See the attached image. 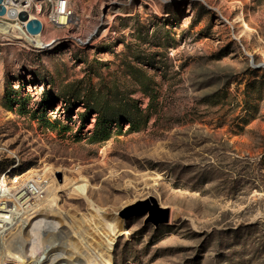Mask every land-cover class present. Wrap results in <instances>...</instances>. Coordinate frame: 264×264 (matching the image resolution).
<instances>
[{
    "label": "rangeland",
    "instance_id": "obj_1",
    "mask_svg": "<svg viewBox=\"0 0 264 264\" xmlns=\"http://www.w3.org/2000/svg\"><path fill=\"white\" fill-rule=\"evenodd\" d=\"M119 4L131 14L88 42ZM70 7L47 50L1 41L0 184L53 179L61 214L81 215L87 201L63 186L83 176L89 201L124 222L113 264H264V0L167 2L161 16L145 0ZM148 198L167 224L130 211Z\"/></svg>",
    "mask_w": 264,
    "mask_h": 264
},
{
    "label": "bare ground",
    "instance_id": "obj_2",
    "mask_svg": "<svg viewBox=\"0 0 264 264\" xmlns=\"http://www.w3.org/2000/svg\"><path fill=\"white\" fill-rule=\"evenodd\" d=\"M145 1L154 14L161 16V9L165 3L183 0ZM234 6L238 11L233 23L238 24L240 37L251 38L255 31L245 22L240 3L235 2ZM109 11L111 14H107L106 26L99 29L96 27L99 22L93 25L88 32V42L106 37L115 17H126L131 14L123 4L116 5ZM88 16V12L82 13L78 22L79 29L86 28L88 23L83 25V22ZM40 19L44 27L43 32L34 38L27 37L19 27L1 21L0 33L8 40H24L26 48L32 47L37 50L49 48L59 38L47 30L44 18ZM59 21L62 25L69 23L67 17H61ZM258 42L256 52L264 57V42L259 38ZM246 54L249 55L247 52ZM64 183L63 187L67 188V195L70 198H82L87 201L86 214L79 215L73 211L61 214L58 191L62 187H58L53 179H47L42 185L32 181L30 186L24 185L11 195L6 187L0 184V198L10 200L0 202V264H6L8 261L15 264H113L111 252L116 239L124 233V222L115 214H109L89 201L90 184L80 174L75 180L65 178ZM36 197L40 199L36 201ZM28 209L38 213L43 209L44 213L30 220L28 219L30 214L21 212ZM42 226L43 234L40 233ZM60 227L63 230L59 231V235L53 234ZM39 252L41 256L38 255Z\"/></svg>",
    "mask_w": 264,
    "mask_h": 264
},
{
    "label": "built area",
    "instance_id": "obj_3",
    "mask_svg": "<svg viewBox=\"0 0 264 264\" xmlns=\"http://www.w3.org/2000/svg\"><path fill=\"white\" fill-rule=\"evenodd\" d=\"M1 4L4 6L6 11L9 9H15L17 13L25 12L27 13L29 20L35 19L40 22L42 26L41 32L37 35H30L29 33H27L25 29L26 22H20L17 18L13 20L9 19L7 18L6 14L0 16L1 22H7L19 27L20 30L23 31L27 37H31V38H34L35 36H39L43 32L44 27L40 19L41 17L44 18V20L46 21L47 27H52L56 29L66 26V24L62 25L60 23L59 18L67 17L68 18L67 22L69 23H71V20L73 18V12L70 8V0H2ZM1 41H4L5 43L8 44H14L15 46L18 45L21 48L27 49L24 46V40H18V39L8 40L4 38V36L0 33V45H1ZM31 49L34 48L31 47L29 50ZM40 50L43 51L44 48Z\"/></svg>",
    "mask_w": 264,
    "mask_h": 264
},
{
    "label": "water",
    "instance_id": "obj_4",
    "mask_svg": "<svg viewBox=\"0 0 264 264\" xmlns=\"http://www.w3.org/2000/svg\"><path fill=\"white\" fill-rule=\"evenodd\" d=\"M0 0V16L6 14L7 18H17L20 22H26L25 29L30 35H37L41 32L42 26L39 21L35 19H28L25 12L17 13L15 9L5 10ZM130 211H134L136 216L147 215L146 222L154 225L167 224L169 221V212L167 209L160 208L154 198H148L144 201L138 202L136 206H131Z\"/></svg>",
    "mask_w": 264,
    "mask_h": 264
}]
</instances>
